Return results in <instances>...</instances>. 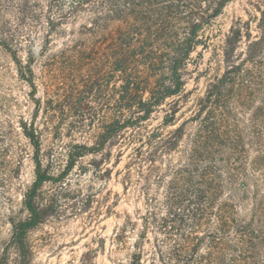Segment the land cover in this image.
<instances>
[{
	"label": "trees",
	"instance_id": "trees-1",
	"mask_svg": "<svg viewBox=\"0 0 264 264\" xmlns=\"http://www.w3.org/2000/svg\"><path fill=\"white\" fill-rule=\"evenodd\" d=\"M232 1L47 0L37 10L40 2L21 0L14 9L21 26L45 18L47 31L41 47L32 45L23 60L6 25L0 27V45L32 87L37 108L33 121L20 122L33 148L34 179L22 193L21 214L8 218L11 235L0 244V264H32L29 235L64 209L74 170H86L81 163L88 156L97 168L111 162L114 148L116 167L126 155L117 176L137 203L115 235L125 246L128 232L135 233L128 260L120 264H264V0L250 2L260 34L250 33L252 17L233 24L222 75L210 81L189 115L181 111L184 68L205 45L202 32ZM83 14L88 20L79 35L64 38L48 59L67 67L109 66L104 74L108 83L114 80L115 107L93 142H81L73 137L89 132L85 95L95 85L76 94L66 90L61 122L67 116L71 125L64 133L60 122L53 138L72 140L56 171L54 148L45 150L35 122L43 104L36 96L35 63L51 50L53 37L63 36ZM88 73L93 80L103 72Z\"/></svg>",
	"mask_w": 264,
	"mask_h": 264
},
{
	"label": "rangeland",
	"instance_id": "rangeland-1",
	"mask_svg": "<svg viewBox=\"0 0 264 264\" xmlns=\"http://www.w3.org/2000/svg\"><path fill=\"white\" fill-rule=\"evenodd\" d=\"M35 1L42 5L40 7L36 4L35 9L46 8L47 0ZM20 2L21 0H0V27L6 25L8 35L13 39L14 49L17 47L19 55L25 60L32 45L41 47L47 23L44 18L37 23L27 21L22 27L14 11ZM250 2L251 0L232 1L212 25L202 32L201 38L205 45L201 44L192 53L183 71L185 92L181 111L186 115L191 113L197 100L204 96L210 81L222 75L223 47L232 25H238L252 17L250 33L253 37L260 34L255 18L257 13ZM87 20V14L74 18L66 26L63 36L53 37L48 54L35 63L38 84L36 96L43 103L35 122L42 129L45 150L54 148L51 153L56 171L65 165L67 145L72 140L66 135L53 138L56 126L63 117V104L67 105L66 101L61 100L66 90L74 88L76 94L83 88L90 90L92 82L95 85L94 90L85 95L90 101L88 115L85 116V121L91 124L89 132L85 135L75 134L73 137L81 142H93L95 134L109 121L115 107L114 80L108 83V75L104 74L106 70L109 71V66L96 64L89 68L67 67L48 59L49 53L56 52L62 46L64 38L72 39L79 35L81 26ZM246 44L247 40L244 38L240 43V52L244 51ZM93 69L103 73L90 80L88 72ZM31 91L32 87L19 76L11 54L0 45V167L3 169V180L0 181V244L10 237L11 225L8 218L17 212L21 214L22 193L34 179L33 148L20 126L22 120H34L37 108ZM45 108H48V112ZM163 114L164 111L158 113V120ZM66 118L60 123L61 132L64 133L72 121L69 117ZM116 157L117 149L114 148L111 162L101 163L97 168L93 157L88 156L81 163L86 170H82L81 166L74 170L70 176V198L65 202L64 209L29 235L34 252L32 264H120L128 260L135 233L128 232V243L125 246L118 245L115 235L127 213H134L137 203L133 194L124 193L120 177L117 176V170L126 162V155L117 167L113 165ZM108 168H111V175ZM58 191L60 190L57 189Z\"/></svg>",
	"mask_w": 264,
	"mask_h": 264
}]
</instances>
